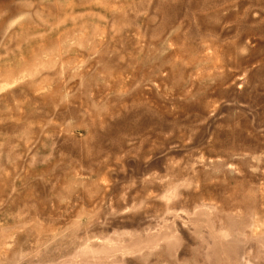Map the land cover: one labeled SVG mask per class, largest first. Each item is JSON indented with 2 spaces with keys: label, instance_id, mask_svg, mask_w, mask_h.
Listing matches in <instances>:
<instances>
[{
  "label": "rangeland",
  "instance_id": "1",
  "mask_svg": "<svg viewBox=\"0 0 264 264\" xmlns=\"http://www.w3.org/2000/svg\"><path fill=\"white\" fill-rule=\"evenodd\" d=\"M0 264H264V0H0Z\"/></svg>",
  "mask_w": 264,
  "mask_h": 264
}]
</instances>
